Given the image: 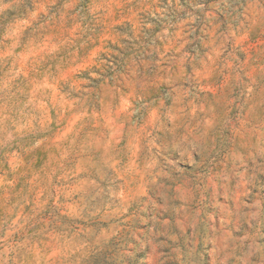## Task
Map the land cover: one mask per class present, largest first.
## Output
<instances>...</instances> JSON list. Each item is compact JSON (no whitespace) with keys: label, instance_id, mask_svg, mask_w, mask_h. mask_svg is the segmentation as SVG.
Here are the masks:
<instances>
[{"label":"clouds","instance_id":"9594fccd","mask_svg":"<svg viewBox=\"0 0 264 264\" xmlns=\"http://www.w3.org/2000/svg\"><path fill=\"white\" fill-rule=\"evenodd\" d=\"M0 264H264V0H0Z\"/></svg>","mask_w":264,"mask_h":264}]
</instances>
